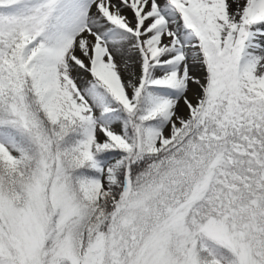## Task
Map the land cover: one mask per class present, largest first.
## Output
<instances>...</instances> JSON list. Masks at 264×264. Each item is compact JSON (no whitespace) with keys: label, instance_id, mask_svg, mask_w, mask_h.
Segmentation results:
<instances>
[{"label":"snow or ice","instance_id":"1","mask_svg":"<svg viewBox=\"0 0 264 264\" xmlns=\"http://www.w3.org/2000/svg\"><path fill=\"white\" fill-rule=\"evenodd\" d=\"M0 264H264V0H0Z\"/></svg>","mask_w":264,"mask_h":264}]
</instances>
